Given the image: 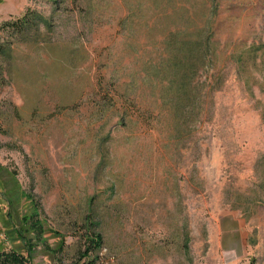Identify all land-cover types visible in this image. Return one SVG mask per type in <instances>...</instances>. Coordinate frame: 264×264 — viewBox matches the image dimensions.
I'll return each mask as SVG.
<instances>
[{
	"label": "rangeland",
	"instance_id": "1",
	"mask_svg": "<svg viewBox=\"0 0 264 264\" xmlns=\"http://www.w3.org/2000/svg\"><path fill=\"white\" fill-rule=\"evenodd\" d=\"M27 12L2 36L0 253L69 264L90 223L105 264H264V93L233 72L264 0H0ZM207 22L221 82L178 122L164 65Z\"/></svg>",
	"mask_w": 264,
	"mask_h": 264
},
{
	"label": "trees",
	"instance_id": "2",
	"mask_svg": "<svg viewBox=\"0 0 264 264\" xmlns=\"http://www.w3.org/2000/svg\"><path fill=\"white\" fill-rule=\"evenodd\" d=\"M37 16L27 12L23 17L0 23V59L10 50L2 36H23L31 30H38ZM40 22V21H39ZM182 41L174 44L169 60L165 63L166 79L162 86V98L174 109L176 119L181 122L184 118H196L202 124L206 116L208 96L221 82V76L216 72V50L214 48V28L211 22L191 31L185 30ZM233 72L236 78L247 85L251 82L250 72L259 75L260 82L254 85L264 93V47H249L240 52L235 59ZM0 67V78H1ZM212 74L210 75V73ZM250 75V76H249ZM249 82V83H248ZM264 117V108L261 113ZM264 184V179L261 182ZM30 222V218L25 220ZM87 224V223H86ZM90 225V223H89ZM87 224L86 237L82 239L81 247L76 252L75 259L69 264H105L100 256L103 239L100 233L90 229ZM17 234V231L15 232ZM19 244L13 245L10 253H0V264H26Z\"/></svg>",
	"mask_w": 264,
	"mask_h": 264
}]
</instances>
